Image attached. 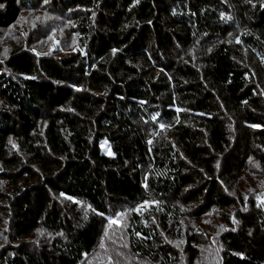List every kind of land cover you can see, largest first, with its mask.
I'll list each match as a JSON object with an SVG mask.
<instances>
[{"label":"trees","instance_id":"trees-1","mask_svg":"<svg viewBox=\"0 0 264 264\" xmlns=\"http://www.w3.org/2000/svg\"><path fill=\"white\" fill-rule=\"evenodd\" d=\"M24 11L58 42L0 54V264H264V0H0V42Z\"/></svg>","mask_w":264,"mask_h":264},{"label":"rangeland","instance_id":"rangeland-1","mask_svg":"<svg viewBox=\"0 0 264 264\" xmlns=\"http://www.w3.org/2000/svg\"><path fill=\"white\" fill-rule=\"evenodd\" d=\"M47 14H48V12H47ZM48 18L45 17V15L42 13L41 14L34 13L33 11L22 12L18 22L9 30L8 35H6L7 38H5L4 40H2L0 42V54L9 53L12 50V47L17 43L18 40H20V39L26 40V38H28V37L37 38V40L35 42H39V44L43 45V47L41 49L42 52H44V54H48V52L54 46V41H55V44L58 42V39L56 37V31H54L55 28H57V26H53L52 31L48 34V25H47L48 24V21H47ZM59 25L62 26V23L60 22ZM43 26H45L46 35H44L45 33L43 30L42 31L39 30V34H41L42 36L36 37V35L38 34V33H36L38 31V28H42ZM54 38H56V39H54ZM35 52L38 54H41L38 51V49H35ZM63 53L61 55H64ZM5 58H7V57H5ZM0 60H2V58H0ZM103 148L105 151H107L109 153L108 146L106 144H104ZM262 174H264L263 169L261 168V166L256 165L255 174H250L248 176V178H246V182L249 185H252L253 190H257L263 184L264 178H262ZM244 187H245V185H244ZM245 190L248 191V185H247ZM0 220H1L0 221L1 230H7V226H5V224H3L6 222L5 221L6 217H3V215H2ZM214 220H215L216 224H218V225L222 224L224 226V223L220 222L219 218L215 217V216H210L205 221L206 222H213ZM190 225L192 226V228L196 232H199L200 228L203 226V222L202 221L193 222V224H190ZM1 233H2V231H0V238L2 236ZM42 234H45V232H43ZM0 245H1V242H0Z\"/></svg>","mask_w":264,"mask_h":264}]
</instances>
